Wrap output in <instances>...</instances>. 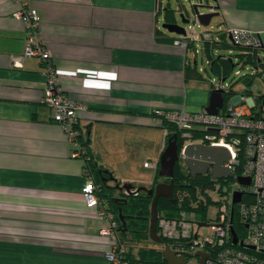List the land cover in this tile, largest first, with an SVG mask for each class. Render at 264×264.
<instances>
[{
    "label": "crops",
    "instance_id": "0c3cea01",
    "mask_svg": "<svg viewBox=\"0 0 264 264\" xmlns=\"http://www.w3.org/2000/svg\"><path fill=\"white\" fill-rule=\"evenodd\" d=\"M29 3L39 12L38 35L63 92L84 106L77 126L87 146L120 185L149 187L153 180L144 183L135 161L150 167L134 157V145L153 156L163 149L162 118L154 110H199L211 89L199 78L185 77L194 55L172 40L157 39L179 35L167 34L159 24L174 7L169 0ZM210 4L219 28L258 32L264 49V0ZM18 6L0 0V264H115L104 256L112 247L111 238L99 231L104 220L82 195L86 160L71 156L73 140L42 100L41 60L11 62L25 47L24 22L14 15Z\"/></svg>",
    "mask_w": 264,
    "mask_h": 264
},
{
    "label": "built area",
    "instance_id": "2783aa9c",
    "mask_svg": "<svg viewBox=\"0 0 264 264\" xmlns=\"http://www.w3.org/2000/svg\"><path fill=\"white\" fill-rule=\"evenodd\" d=\"M19 4L14 15L24 22L25 47L20 54L11 56L14 66H20L26 57H37L43 65L45 86L42 100L51 109V118L60 124L73 140L75 149L71 156L88 159L84 149L77 140V112L84 106L69 98L62 90L59 73L56 70L51 53L38 35L40 15L29 0H14ZM199 24L198 22H196ZM200 25V24H199ZM226 32L235 44L250 48L262 47L258 32L251 29L229 26ZM210 30H202L199 34L188 23L185 34L173 38L172 43L185 51L189 43H194V54L198 53L202 41L211 39ZM238 74L239 70H235ZM214 89H222L227 83L218 80ZM154 113L171 122L180 131L183 147L192 141L193 134L205 130L203 140L210 145H223L229 150V158L223 166L232 172L238 164L236 146L242 143V168L238 176L249 178L248 183H240L238 176L222 185L217 184L214 190L223 192L219 203L216 220L209 225V231L200 232L195 212L181 210L177 217H157L156 226L159 233L172 241L169 244L182 256L187 252L203 251L207 254L203 264H264V101L257 102L250 94L238 93L227 98L217 113L207 112L205 107L187 111L155 109ZM210 128L217 129L211 131ZM204 143V142H202ZM86 163V161H85ZM144 166L157 168L158 161H145ZM87 182L82 187V195L86 205L93 208L104 223L99 231L112 240V247L104 256L115 264H128L123 258L125 247L116 235L117 222L104 198L96 192L92 175L87 169ZM136 192L135 189H132ZM241 193L237 204L239 218L236 230L233 226V191ZM233 234L236 242H233ZM172 245V246H171Z\"/></svg>",
    "mask_w": 264,
    "mask_h": 264
},
{
    "label": "trees",
    "instance_id": "16d2710c",
    "mask_svg": "<svg viewBox=\"0 0 264 264\" xmlns=\"http://www.w3.org/2000/svg\"><path fill=\"white\" fill-rule=\"evenodd\" d=\"M173 9L169 8L165 12V20H169L173 17ZM211 31V30H210ZM212 32L211 39L204 40L200 43L198 53L204 51L206 54V62L209 64L210 70L216 75L217 80L222 83L225 82V78L229 75L230 70H232L236 63L233 62L231 54L228 56L217 53V48L221 46L228 45L226 42V30L224 28H219ZM229 38V36H228ZM160 41L173 40L170 37H157ZM232 42V41H231ZM234 47L240 46L244 48L240 52H235L239 57V60L244 62H249L255 67L258 64H262L261 58H259V48H250L242 46L239 44L231 43ZM194 43H189L188 49L194 52ZM233 54V50L229 49ZM197 53L194 55V59ZM189 61L187 63V71L185 77L190 76L191 78H201L200 73L196 69V63ZM237 70V69H236ZM239 74V73H238ZM243 78H248L246 75H241ZM212 86L210 91L213 90ZM248 91L249 89H246ZM223 100H225L238 93L231 84L227 85L221 89ZM257 102L264 101V94L256 96ZM161 127L164 131V145H166L167 139L172 134L177 135V151L180 155V149L182 145V138L180 136V131L168 120L161 116ZM79 128V126H78ZM80 129V128H79ZM205 130L197 131L193 134L192 140L197 136H201L199 142L207 143L203 140ZM77 140L84 149V153L87 155L86 169L91 173L92 179L96 188V192L101 198H104L107 202L110 211L113 213L116 222V235L117 239L121 244L124 245L125 250L123 252V258L127 260L128 264H166L163 259V247L165 244H172V241L166 238L164 235L158 234L162 238V242L158 243V246H148L145 243H141L143 240L149 239L148 228H149V216H150V204L152 200V194H148L144 189H138L136 192H127L125 189L120 188L119 181L114 177L113 173L100 164L92 151L87 146V138H84L81 131L77 136ZM162 149V150H163ZM161 150V151H162ZM238 164L234 167L231 172V176L224 178L214 177L212 179H202L200 181H192L190 179V174L186 168V172H182V165H184L182 160H177L174 165V175H173V197L176 201H172L166 197H159L157 201V213L158 216L174 218L177 217L181 210H186L187 212L192 210L195 212V217L197 222H206V209L204 200L196 196V189L199 188L201 193H204L205 188L211 187L214 189L215 180L220 181V185L230 182L233 180L234 176H238L241 173V164L243 161L242 156V143H238L236 146ZM186 167V166H185ZM158 170V166L156 168ZM163 181H168L169 178L162 177ZM114 182L109 184L108 182ZM158 182L157 178H153V182L146 189L151 188L154 184ZM132 184V183H131ZM133 185V184H132ZM140 186L133 185V189ZM219 191V190H218ZM209 199V198H207ZM192 202L198 203L197 206H192ZM233 226H238L239 218L237 215V204H233ZM236 230V228H235ZM237 231V230H236ZM151 239V238H150ZM142 240V241H141ZM152 240V239H151ZM154 241V240H152ZM156 242V241H154ZM172 246V245H171Z\"/></svg>",
    "mask_w": 264,
    "mask_h": 264
},
{
    "label": "water",
    "instance_id": "95a60500",
    "mask_svg": "<svg viewBox=\"0 0 264 264\" xmlns=\"http://www.w3.org/2000/svg\"><path fill=\"white\" fill-rule=\"evenodd\" d=\"M199 7H207L208 11L200 12ZM212 5L202 3L201 0H196L195 3H192V10L195 15V22H198L201 25H207L210 22L212 16L217 15L218 12L212 10ZM184 7L181 5L177 11H179L182 23H190V19L184 15ZM162 27L167 31L174 32L176 34H185V27L178 25L177 23L164 21ZM230 39V37H229ZM231 41V39H230ZM195 63V61H194ZM223 95L220 89H213L210 91L209 100L205 109L211 114H215L218 111V108L222 106ZM211 131H217V129L210 128ZM229 158V150L223 145H210L202 142H189L187 143L181 152L178 154L177 151V135L172 134L168 137L164 149L161 151L158 158V174L162 177L169 178L168 181H158L154 184L153 187L146 189L145 186H140L135 188L144 189L148 194H152V200L150 204V216H149V228L148 234L149 237L160 243L162 238L157 232L156 221L158 217L157 213V201L159 197H166L172 201H176L173 197V175H174V165L177 160H182L189 170L191 175L195 173L204 172V167L206 165L210 166V172L214 177L224 178L231 176V170L225 166L223 163ZM237 180L240 183H248L249 178L238 176ZM120 188L125 189L127 192H131L133 185L129 182H124L121 185H117ZM133 192V191H132ZM241 193L237 190L232 193V204L240 200ZM199 225H206V222H199ZM233 242H236V237L233 234ZM196 256L198 259V264H203L207 254L203 251L187 252L186 254L179 256L177 255L176 250L170 247L169 244H165L163 247V259L166 261V264H186L188 256Z\"/></svg>",
    "mask_w": 264,
    "mask_h": 264
},
{
    "label": "rangeland",
    "instance_id": "374dc122",
    "mask_svg": "<svg viewBox=\"0 0 264 264\" xmlns=\"http://www.w3.org/2000/svg\"><path fill=\"white\" fill-rule=\"evenodd\" d=\"M172 4L173 8V17H170L168 21L177 23L178 25H182L184 27H187V23H182L181 17L179 14V11L177 9L183 5L184 7V15L185 17L190 19V24L193 25L194 31H196V34H199L202 30H211L215 31L219 29V19L217 15H214L211 17L209 24L207 25H199L195 22V15L192 10V3H195L196 0H169ZM202 3H208L210 4L212 0H201ZM211 5V4H210ZM200 12H206L208 11L207 7H199ZM163 19L159 18V24L161 26ZM169 35H174V32L166 31ZM226 42L229 43L228 45L221 46L217 48V53L228 56L231 54L233 58V62L236 63L234 68L230 70L229 75L225 78L224 83H229L232 85V87L238 91V92H247L250 94L253 99H256L257 95L264 94V49L259 50V58H261L262 64H258V67H255V65L249 63V62H242L239 60V57L234 54L235 52H240L244 48L237 46L234 47L231 45L230 39L227 37ZM229 49L233 50L232 52L229 51ZM188 56L190 58H193L194 52L191 50H188ZM193 53V54H192ZM196 59V69L200 73L201 78L200 81L206 83L208 87H216L218 85V80L216 78V75L210 70L209 64L206 62V54L204 51H200L195 56ZM239 70V74L235 73V70ZM241 75H246L248 78H243ZM249 89L248 91L245 90ZM235 96V95H234ZM201 140V136H197L194 140V142H199ZM134 157L141 158L143 157V160L145 161H157L160 155V150L157 152L156 156H153V154L149 153L150 151L142 150L139 147V144L134 145ZM147 154L146 156H144ZM135 158V159H136ZM142 160V161H143ZM139 162V164H137ZM135 170L139 175H142L145 177L144 183L148 184L151 183L153 178L156 177L158 181L162 180V176L158 174V170L156 168L150 167L147 169H144L142 167V162L140 160L135 161ZM184 164V163H183ZM185 164L182 165V172H186ZM147 179V180H146ZM112 182V181H111ZM114 182H112V185ZM215 184H220V181L218 179L215 180ZM133 185L137 186V183L133 182ZM146 187V186H145ZM223 192L216 191L211 187H207L204 190V193L200 192V189H196V196L204 200L205 209H206V219L208 220L207 223H212L216 220L217 212L219 210V203L223 199ZM209 198V199H207ZM198 203L192 202V206H197ZM207 232L209 231V225H201L200 232ZM142 241V240H141ZM141 243H145L148 246H158V242L152 241L150 238L147 240H143ZM186 264H198V259L196 256H188L186 260Z\"/></svg>",
    "mask_w": 264,
    "mask_h": 264
},
{
    "label": "flooded vegetation",
    "instance_id": "af4514ba",
    "mask_svg": "<svg viewBox=\"0 0 264 264\" xmlns=\"http://www.w3.org/2000/svg\"><path fill=\"white\" fill-rule=\"evenodd\" d=\"M188 170V169H187ZM188 172H189V170H188ZM190 174V173H189ZM164 178H167V177H165L164 176ZM212 179V178H214V176L211 174V172H210V166L209 165H206L205 167H204V172H201V173H195L194 175H191L190 174V179L192 180V181H195V182H197V181H200V180H202V179ZM163 180V179H162Z\"/></svg>",
    "mask_w": 264,
    "mask_h": 264
}]
</instances>
